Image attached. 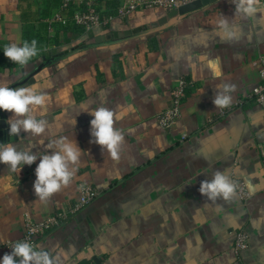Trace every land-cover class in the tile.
I'll return each instance as SVG.
<instances>
[{
	"label": "crops",
	"instance_id": "0c3cea01",
	"mask_svg": "<svg viewBox=\"0 0 264 264\" xmlns=\"http://www.w3.org/2000/svg\"><path fill=\"white\" fill-rule=\"evenodd\" d=\"M59 3L0 0V44L41 39L50 48L54 38L60 42L73 35L48 20ZM168 11L141 10L96 29L94 35L140 27L143 32L76 53L61 60L68 64L60 69L53 66L61 61L44 67L28 85L45 96L47 128L40 137L21 131L11 143L18 149L32 145L33 152L44 154L52 140L67 137L83 152L71 183L47 201L33 189L39 159L20 173L0 163V260L12 251L8 242L24 235L25 214L40 220L68 210L88 183L99 189L98 197L37 242V249L58 256L60 264H264V156L259 150L264 106L251 97L261 81L253 61L264 53V11L244 16L235 13L232 0H218L167 27L147 28ZM222 18L231 36L219 26ZM150 34L157 35L154 47ZM42 56L23 67L0 65V82L13 84L24 69L32 73ZM180 77L189 81L182 115L164 128L157 115L171 105ZM220 83L236 86L227 114L213 104ZM238 100L243 103L235 106ZM101 106L119 117L115 127L124 136L119 159L90 142V111ZM217 170L243 179L250 197L244 200L237 191L227 201L202 196L201 181ZM240 228L249 233V247L238 253L234 232Z\"/></svg>",
	"mask_w": 264,
	"mask_h": 264
},
{
	"label": "clouds",
	"instance_id": "9594fccd",
	"mask_svg": "<svg viewBox=\"0 0 264 264\" xmlns=\"http://www.w3.org/2000/svg\"><path fill=\"white\" fill-rule=\"evenodd\" d=\"M235 4V13L252 16L257 11H264L261 0H232ZM222 30L229 31L228 21L222 18L219 21ZM4 55L15 65L26 66L34 57L39 55L37 41H24L22 45L11 43L3 49ZM219 77L220 73H214ZM213 104L216 109L229 108L233 102L231 95L236 90L234 84L220 83L216 85ZM46 106L45 96L34 87L22 86L14 88L9 82H0V110L12 115L6 121L9 125V135L18 136L21 131L32 136L40 137L47 128V121L43 119ZM94 118L90 121L91 136L104 153L107 151L113 159H119V152L124 140L123 133L115 127L119 117L106 107H98L90 111ZM40 117V118H38ZM51 151L37 154L32 151V145L18 149L11 142L0 143V163L9 167L12 172L22 170L24 165H32L39 159L35 168L36 179L33 184L34 193L41 201H47L52 195L67 187L79 163L81 152L77 142L67 137L52 140L48 145ZM237 185L227 170H217L211 179L201 181L198 191L210 201L223 199L231 200L236 194ZM6 253L0 264H60L59 257L43 249H37L31 242L18 241Z\"/></svg>",
	"mask_w": 264,
	"mask_h": 264
},
{
	"label": "built area",
	"instance_id": "2783aa9c",
	"mask_svg": "<svg viewBox=\"0 0 264 264\" xmlns=\"http://www.w3.org/2000/svg\"><path fill=\"white\" fill-rule=\"evenodd\" d=\"M194 0H121L115 8V12L111 13L104 0H63L59 8L53 13L49 20L51 24H60L63 26L71 24L78 25L83 28L86 34L102 29L116 22L127 20L134 13L141 10H150L154 8H163L171 10L175 7H180ZM264 46V45H263ZM4 47L0 44V65L4 66L11 61L5 57L3 52ZM12 63V62H11ZM253 66L259 68L260 84L253 89L254 97L258 103L264 106V53L259 55L256 61H253ZM189 81L185 77H180L176 85L171 91V105L162 110L157 115L158 123L164 128L172 127L182 115V104L187 93ZM243 100H238L235 106H240ZM229 108L222 109V114H227ZM259 150L264 156V143L259 145ZM233 181L237 185V193L244 200L248 199L251 191L247 183L233 175ZM100 191L92 184H83L80 187V197L76 205L68 210H59L44 219H33L30 213L25 214V232L18 241L27 240L34 246L38 240L50 232L54 227L68 220L74 213L80 210L83 206L94 201ZM18 241H9L8 246L13 247ZM249 247V233L245 228L237 229L234 232V248L235 251L241 253ZM84 264V263H79Z\"/></svg>",
	"mask_w": 264,
	"mask_h": 264
},
{
	"label": "water",
	"instance_id": "95a60500",
	"mask_svg": "<svg viewBox=\"0 0 264 264\" xmlns=\"http://www.w3.org/2000/svg\"><path fill=\"white\" fill-rule=\"evenodd\" d=\"M218 0H194L188 4H185L180 7H175L169 10L163 17L147 25V28L155 31L156 29H161L163 27L169 26L179 17L185 16L189 13L203 9L204 7L211 5ZM143 32V27L138 29H124V30H115L110 31L100 35L91 37L90 39L75 45L73 48L66 50L63 54L57 55L51 58H44L43 63L36 68L32 73L26 75L25 69L23 70L24 76L22 79L14 82L9 85L14 88L28 86L36 81L35 75L44 67L50 66L54 63H57L61 60H66L70 56L79 53L83 50L90 49L97 46L114 44L123 40H127L136 36H139ZM152 36V34L147 35ZM8 120V112L0 110V143H8L18 139V136L9 135V125L6 123Z\"/></svg>",
	"mask_w": 264,
	"mask_h": 264
},
{
	"label": "rangeland",
	"instance_id": "374dc122",
	"mask_svg": "<svg viewBox=\"0 0 264 264\" xmlns=\"http://www.w3.org/2000/svg\"><path fill=\"white\" fill-rule=\"evenodd\" d=\"M108 30H111V29H108ZM93 33L94 32H90L87 35L85 33H83V32L81 34L80 33L77 34V33L74 32L73 35H72V33H70V34H67L63 38V40L60 41V42L59 41H55L54 40L55 38H54L49 43L50 48H47V49L45 47L41 48L42 49V52L41 51L39 52V56L41 57L42 54H44V55H46L47 58H49V57H53L54 55H58L60 53H63L66 49H71L76 44H79V43L87 40L88 38L92 37V35H94ZM101 34H105V32L104 33H101ZM94 36H96V35H94ZM67 61H61V62L55 64L53 67L58 69L59 67H62L61 65L68 64ZM38 62H40V61H38ZM31 70L29 72H31Z\"/></svg>",
	"mask_w": 264,
	"mask_h": 264
},
{
	"label": "trees",
	"instance_id": "16d2710c",
	"mask_svg": "<svg viewBox=\"0 0 264 264\" xmlns=\"http://www.w3.org/2000/svg\"><path fill=\"white\" fill-rule=\"evenodd\" d=\"M107 1V6H108V10H109V12H111V13H114L115 12V8H116V6H117V2H113V1H115V0H106ZM63 2V0H60V5H61V3ZM63 28H65L67 31H70V32H75V33H85L84 32V30H83V28H81V27H79L78 25H75V24H69V25H66V26H63V25H61ZM86 34V33H85ZM89 34V33H88ZM87 35V34H86ZM92 37H94V36H92ZM156 37H157V35H155V36H152V37H149V46L150 47H154V44H155V41H156ZM31 38V37H30ZM91 38V37H90ZM90 38H88V39H90ZM32 39V38H31ZM87 39V40H88ZM40 41V43H38L37 44V47H40V49H39V52L41 51L42 52V49L41 48H43V47H45L46 49H47V45L48 44H45L44 45V40H42L41 41V39L39 40ZM86 41V40H85ZM66 51V50H65ZM64 51V52H65ZM84 51V50H83ZM63 52V53H64ZM63 53H60V54H58V55H61V54H63ZM44 55V54H43ZM54 56H57V55H54ZM44 58H47L46 57V55H44ZM50 58V57H49ZM188 88V87H187ZM57 227V226H56ZM55 228V227H54ZM53 230V229H52ZM46 235V234H45ZM44 235V236H45ZM43 237V236H42ZM41 237V238H42ZM82 263H84V264H97L96 262H82Z\"/></svg>",
	"mask_w": 264,
	"mask_h": 264
}]
</instances>
